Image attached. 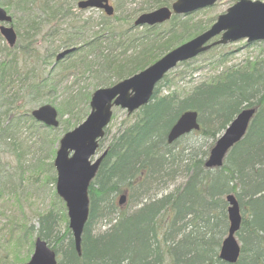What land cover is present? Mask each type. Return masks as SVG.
Segmentation results:
<instances>
[{
    "label": "trees",
    "instance_id": "obj_1",
    "mask_svg": "<svg viewBox=\"0 0 264 264\" xmlns=\"http://www.w3.org/2000/svg\"><path fill=\"white\" fill-rule=\"evenodd\" d=\"M17 1L21 12L29 14L27 18L25 14L20 17L29 28L28 36L19 34L23 40L30 41L26 47L21 45L22 50H27L23 53L31 56V41L41 34L44 25L55 23L47 36L53 40L61 35L59 48L76 47L66 58L85 49L83 64L89 71L97 64L99 87L112 86L134 75L210 27L191 26L189 20L175 15L164 33L149 28L148 32L153 31L149 35L131 33L129 36L128 30L116 33L113 24L104 21L101 32L85 38L83 26L78 24L69 23L68 30L60 31L61 20L73 19L66 1ZM170 2L154 0L144 12L169 6ZM0 3L10 5L9 0H0ZM28 3L33 5L28 6ZM103 41L110 44L107 52V48L101 46ZM16 46L17 43L4 50L11 54ZM97 49L101 50V55L88 61ZM129 49L135 52L127 55ZM58 50L50 49L47 58L54 57ZM2 51L0 49V53ZM97 58L100 60L96 62ZM71 63L66 69L78 65L77 61ZM27 72L25 76L21 73L15 56L0 62V81L8 91L14 88V77L18 75L23 83L33 78L31 83L35 85L32 84L29 92L48 86L47 79L41 82L32 71ZM171 73L157 84L152 100L106 147L107 154L89 187L90 212L82 236V255H78L67 225L64 234L56 231L61 220L59 213L49 211L39 217L36 237L49 245L53 243V248L60 251L62 258L58 264H231L219 257L230 224L226 201L230 193L236 195L243 216L236 233L241 254L232 264H264V69L256 62L243 69L229 67L183 93L171 89L175 80ZM7 101L12 103L15 99ZM249 107L256 109L255 116L222 167H206L210 149L202 151L203 143L176 150L181 139L173 144L167 141L168 132L187 110L199 115L201 128L195 133L215 143L235 116ZM59 112L64 114L62 109ZM19 120L13 117L4 128L0 126V142L8 144L12 150L18 145V136L14 133ZM107 132L108 129L105 136ZM104 138L100 140V148ZM50 167L54 174L53 163ZM56 178L55 173L48 180L56 184ZM178 180L182 181L177 184ZM171 186L173 190L168 191ZM119 194L134 198L139 206L126 212L117 203ZM55 196L60 198L57 193ZM62 217L67 221L65 207ZM103 219L108 220V227L93 234L94 225ZM27 230L31 232L32 226ZM67 237L68 243L64 245Z\"/></svg>",
    "mask_w": 264,
    "mask_h": 264
},
{
    "label": "rangeland",
    "instance_id": "obj_2",
    "mask_svg": "<svg viewBox=\"0 0 264 264\" xmlns=\"http://www.w3.org/2000/svg\"><path fill=\"white\" fill-rule=\"evenodd\" d=\"M9 1L10 5L7 6L0 3V6L12 15V25L16 31L18 27V42L16 48L11 51V54H8L4 50L8 46L7 42L0 34V49L3 50V53H0V62L9 61L15 56L19 70L24 76L25 72L28 71L27 73H29V71H32L37 75L39 81L42 82L43 80L41 79H47L48 82V86L38 89L39 92H36L35 88L29 92L30 87L34 84L31 83L33 78L31 81L23 83L20 75L15 76V86L9 91L0 81L1 128H4L9 120H13V117L15 119L20 118L18 125L16 124L18 130L14 133L18 136L16 141L18 145L15 150H12V147L8 144L0 142V264H24L31 259L34 252L36 229L41 215L49 211L59 213L61 220L56 227V231L59 235L65 233L66 225L68 226L69 221L68 219L65 221L62 217L65 205L60 198L55 196L56 184L48 180L56 173L55 167V173L53 174L50 166L52 163L54 165L60 139L65 133L75 129L86 120L91 111V97L101 87L98 85L100 80L97 78L96 73L97 64L91 71L85 69L83 64L85 62L83 59L86 55L85 49L78 51L70 58H65L59 62L56 61L57 53L63 50L59 48L61 35H57L53 40L47 36L55 23L52 26L44 25L40 31L41 34L34 37V40L31 41L33 50L31 56L23 53L27 50H22L21 45L24 44L23 46L26 47V44L30 43V41H28V38H26V41L23 40L19 34H27L28 36L29 30L27 31V29L29 28L24 21L20 20V17L25 14V18H27L29 14L21 12L17 0ZM64 1H66L65 4L68 3L67 6L71 9L73 19L61 20L60 31L61 29L68 30L70 27L69 23L78 24L83 26L82 33L85 38H92L96 34L95 32H101L104 21L112 23L113 30L116 33L128 30L129 36H131V33L139 35L148 33L149 35L153 33V31L148 32L149 28H156L155 31L164 33L170 25L169 21L153 27H138L134 25V20L144 13L145 10L147 11L154 4V0H110V3L115 7V13L108 19H104L108 16L102 10H81L77 6L78 1ZM169 1H171V4L175 0ZM237 1L239 0H218L214 5L200 9L187 16H182V18L189 20L191 26L195 24L211 26L220 15L226 13L227 9ZM258 1L264 2V0ZM27 5L32 6L33 4L28 3ZM35 13L34 11L32 16ZM61 33L63 34L64 31ZM105 35L107 36L108 33ZM220 38L221 35H218L214 40ZM101 46L107 48L105 52L110 48V44L107 41H103ZM50 49L59 50L54 57L47 58V54L51 53ZM118 51L121 53L120 51L122 50L119 49ZM134 52L135 49H129L127 55H131ZM99 55H101V50L97 49L92 56L88 57V61L96 59L95 57H99ZM99 60L100 58H97L96 62ZM72 61L74 63L77 61L78 65L74 68L72 67V69H66L68 65L72 64ZM255 62L264 69V41L248 43L246 39H242L236 42L220 44L194 58L189 64L179 65L173 69L171 76L175 80L171 89H177L179 93H183L189 91L196 84L218 75L229 67L243 69L247 65L251 67ZM43 85L45 84L43 83ZM53 85L55 87H52ZM6 98H14L15 102L11 103ZM45 104H50L57 109L59 126H47L32 116L34 109ZM60 109L64 111L63 115L60 114ZM137 112L128 114L126 109L121 107L113 108L112 119L106 128L108 132L99 154L105 150L114 135L135 119ZM202 143V151L211 149V145H214L211 138L204 140L193 132L181 138L179 143H177L176 150ZM18 155L20 156L18 157ZM181 181L178 180L177 184ZM173 188L174 186H171L168 191L173 190ZM120 196V194L117 196V203ZM119 206L126 212H132L139 204L134 198L129 197L123 205ZM107 221L103 219L97 222L94 225L96 231L106 229L108 227ZM29 226H32L31 232L27 230ZM66 239L67 241L63 242L64 245L68 243L69 237ZM53 245L52 243L50 246L53 247ZM57 254L60 261L62 258L60 251Z\"/></svg>",
    "mask_w": 264,
    "mask_h": 264
},
{
    "label": "water",
    "instance_id": "obj_3",
    "mask_svg": "<svg viewBox=\"0 0 264 264\" xmlns=\"http://www.w3.org/2000/svg\"><path fill=\"white\" fill-rule=\"evenodd\" d=\"M218 0H176L171 7L163 6L141 14L135 26L162 24L175 15L189 14L214 5ZM81 9H102L109 16L114 14V6L109 0H80ZM12 16L0 7V32L8 45L13 47L17 41L14 27L8 25ZM222 33L220 40L208 44ZM241 39L248 42L264 40V2L239 0L220 15L217 21L205 32L166 53L151 66L126 78L111 87L97 89L91 98V111L86 120L75 129L67 132L60 140L54 161L57 171L56 189L66 203L69 228L76 250L81 253L82 236L90 212L89 187L96 177L99 166L107 154L97 156L99 141L105 135L113 114V107L126 109L129 114L148 104L152 99L157 83L178 63L187 61L208 51L212 46L227 44ZM75 48L62 51L56 57L59 61L72 53ZM256 113L255 108H245L237 114L224 130L206 160L207 168L221 167L228 152L240 142ZM36 120L57 127L58 111L50 104L33 110ZM198 113L193 110L184 112L172 126L167 141L173 144L182 136L199 130ZM127 195H121L119 204L123 205ZM229 228L223 239L219 257L227 263H236L241 254V245L236 233L240 230L242 214L239 202L233 193L226 196ZM57 254L41 237L35 241L34 253L24 264H57Z\"/></svg>",
    "mask_w": 264,
    "mask_h": 264
},
{
    "label": "bare ground",
    "instance_id": "obj_4",
    "mask_svg": "<svg viewBox=\"0 0 264 264\" xmlns=\"http://www.w3.org/2000/svg\"><path fill=\"white\" fill-rule=\"evenodd\" d=\"M104 151H107V148H105ZM104 151H103V152H104ZM122 195H123V194H122ZM126 195H127V194H126ZM234 195H235V194H234ZM235 196H236V195H235ZM120 197H121V196H120ZM127 197H128V195H127ZM119 205H120V204H119ZM241 214H242V212H241ZM242 217H243V216H242ZM87 222H88V220H87ZM86 224H87V223H86ZM85 226H86V225H85ZM95 231H96V227L94 226L93 229H92V233H93V234H96V233L98 232V231H96V232H95ZM226 236H227V235H226ZM226 236H225V237H226ZM225 237H224V238H225ZM74 246H75V244H74ZM75 249H76V247H75ZM81 249H82V247H81ZM76 251H77V250H76ZM77 253H78L79 256H81V255H82V250H81V253H79L78 251H77Z\"/></svg>",
    "mask_w": 264,
    "mask_h": 264
}]
</instances>
